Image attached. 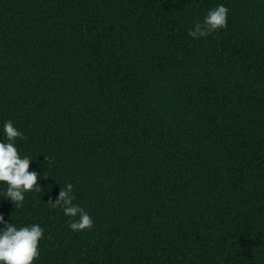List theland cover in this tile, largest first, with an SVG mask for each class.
<instances>
[{"label": "trees", "instance_id": "obj_1", "mask_svg": "<svg viewBox=\"0 0 264 264\" xmlns=\"http://www.w3.org/2000/svg\"><path fill=\"white\" fill-rule=\"evenodd\" d=\"M8 120L48 177L17 208L0 183L33 264H264V0H0ZM69 183L90 230L47 203Z\"/></svg>", "mask_w": 264, "mask_h": 264}, {"label": "clouds", "instance_id": "obj_2", "mask_svg": "<svg viewBox=\"0 0 264 264\" xmlns=\"http://www.w3.org/2000/svg\"><path fill=\"white\" fill-rule=\"evenodd\" d=\"M229 9L224 5H218L211 9L203 22H197L194 29H190L189 36L194 38L205 37L217 30L227 27ZM3 140L0 142V183L7 185L5 198H10L15 208L22 206L25 193L40 191L42 186L38 179L48 177L35 170L30 171L32 159L25 155L21 157L16 146V139H27L19 131L11 120L3 125ZM47 159V158H46ZM73 185L64 187L53 200L49 198L47 203L52 208H62L65 215L74 218L70 222L73 231L90 230L94 227V221L85 209L73 203ZM0 264H33L39 257V242L44 236V229L39 224L17 227L12 222L5 221L0 215Z\"/></svg>", "mask_w": 264, "mask_h": 264}]
</instances>
